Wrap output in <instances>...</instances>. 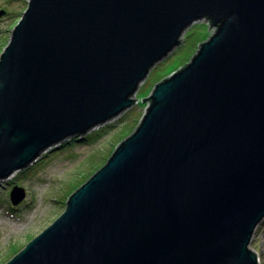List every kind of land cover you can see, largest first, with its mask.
Returning <instances> with one entry per match:
<instances>
[{"label":"water","instance_id":"95a60500","mask_svg":"<svg viewBox=\"0 0 264 264\" xmlns=\"http://www.w3.org/2000/svg\"><path fill=\"white\" fill-rule=\"evenodd\" d=\"M21 15L0 56V182L135 106L191 25L214 32L6 264H258L264 0H29ZM9 198L17 206L25 190Z\"/></svg>","mask_w":264,"mask_h":264},{"label":"rangeland","instance_id":"374dc122","mask_svg":"<svg viewBox=\"0 0 264 264\" xmlns=\"http://www.w3.org/2000/svg\"><path fill=\"white\" fill-rule=\"evenodd\" d=\"M26 1L0 0V12L9 15L8 18L0 17V56L27 8ZM213 32L214 28L207 20L191 25L182 34L179 48L153 67L139 85L133 97L135 106L117 119L91 130L88 135L95 136L108 127L106 134L95 144H63V147L43 155L33 165L17 172L14 178L0 182V264L9 262L63 213L70 195L88 182L107 163L116 148L136 131L148 104L144 103V97L151 94L164 77L190 63ZM15 186L25 190V199L17 206H13L9 198ZM252 236L249 249L258 257V264H264V219Z\"/></svg>","mask_w":264,"mask_h":264},{"label":"trees","instance_id":"16d2710c","mask_svg":"<svg viewBox=\"0 0 264 264\" xmlns=\"http://www.w3.org/2000/svg\"><path fill=\"white\" fill-rule=\"evenodd\" d=\"M2 16H6L7 18H8V14L5 12V14L4 15H2ZM209 25H210V23H209ZM186 37V36H185ZM139 125V124H138ZM105 130H108V127H104V129L102 130V131H100V132H98V133H95L94 135L95 136H93V135H88L87 137L85 136V138L84 139H82V140H73V141H71L70 143H73V142H75V144H82V145H93V144H95L96 143V141H97V139L99 138V137H101V136H103V134L105 133L106 134V132H105ZM70 143H67V144H64L65 146L66 145H69ZM63 147V146H62ZM53 152V151H52Z\"/></svg>","mask_w":264,"mask_h":264},{"label":"bare ground","instance_id":"6f19581e","mask_svg":"<svg viewBox=\"0 0 264 264\" xmlns=\"http://www.w3.org/2000/svg\"><path fill=\"white\" fill-rule=\"evenodd\" d=\"M15 174H16V173H15ZM15 174H13L12 177H10L8 180L14 178V175H15ZM8 180H6V181H8ZM253 237H254V236H253ZM263 245H264V238H263Z\"/></svg>","mask_w":264,"mask_h":264},{"label":"built area","instance_id":"2783aa9c","mask_svg":"<svg viewBox=\"0 0 264 264\" xmlns=\"http://www.w3.org/2000/svg\"><path fill=\"white\" fill-rule=\"evenodd\" d=\"M26 1V0H25ZM29 0L26 1V3H28ZM209 23V22H208Z\"/></svg>","mask_w":264,"mask_h":264}]
</instances>
